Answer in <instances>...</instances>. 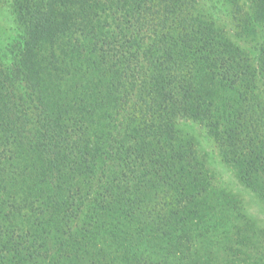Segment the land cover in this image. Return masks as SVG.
Listing matches in <instances>:
<instances>
[{
  "label": "trees",
  "instance_id": "16d2710c",
  "mask_svg": "<svg viewBox=\"0 0 264 264\" xmlns=\"http://www.w3.org/2000/svg\"><path fill=\"white\" fill-rule=\"evenodd\" d=\"M200 1L13 0L0 264H264L243 237L212 242L234 204L176 125L203 119L264 192V36L256 66ZM229 1L241 33L261 30L264 0ZM218 247L228 257L212 259Z\"/></svg>",
  "mask_w": 264,
  "mask_h": 264
},
{
  "label": "rangeland",
  "instance_id": "374dc122",
  "mask_svg": "<svg viewBox=\"0 0 264 264\" xmlns=\"http://www.w3.org/2000/svg\"><path fill=\"white\" fill-rule=\"evenodd\" d=\"M240 1L247 7L251 4L249 0ZM199 7L225 30L235 44L248 52L256 66L259 65L264 23L259 25L261 30L257 28L256 34L250 37L236 27L229 0H201ZM23 33L24 28L16 17L13 0H0V56L7 67L15 66L14 58L23 45ZM260 92V100L264 101V91ZM176 125L191 140L193 154L209 171L212 186L225 197L229 195L234 204L233 208L222 210V214L217 215L213 225L216 235H213L212 242H225L228 235L236 241L243 237V240L254 246L250 251L251 257L264 260V192L256 191L253 185L242 178L236 164L224 157V150L203 119L180 116ZM215 249L217 255L212 256V259L220 261L228 257L221 248Z\"/></svg>",
  "mask_w": 264,
  "mask_h": 264
}]
</instances>
